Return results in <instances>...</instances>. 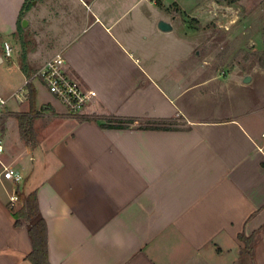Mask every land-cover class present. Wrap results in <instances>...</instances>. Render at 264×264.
I'll list each match as a JSON object with an SVG mask.
<instances>
[{
	"label": "crops",
	"instance_id": "crops-1",
	"mask_svg": "<svg viewBox=\"0 0 264 264\" xmlns=\"http://www.w3.org/2000/svg\"><path fill=\"white\" fill-rule=\"evenodd\" d=\"M26 1L0 0V64L5 42L30 43L15 72L19 90L35 86L41 133L26 144L17 116L30 112L27 91L17 101L18 89L0 85L5 159L23 193L37 192L50 263L264 264V106L196 111L244 86L205 76L194 36L161 0H31L20 23ZM162 20L174 29L161 31ZM59 55L96 92L80 117L35 82ZM16 190L0 177V264H32L27 225L10 210ZM258 232L252 259L239 236Z\"/></svg>",
	"mask_w": 264,
	"mask_h": 264
},
{
	"label": "rangeland",
	"instance_id": "rangeland-1",
	"mask_svg": "<svg viewBox=\"0 0 264 264\" xmlns=\"http://www.w3.org/2000/svg\"><path fill=\"white\" fill-rule=\"evenodd\" d=\"M161 2L169 6L165 9L163 5L162 11L170 17L178 13V23L187 25L186 30L194 36L197 46L193 59L204 63L205 76L223 82L227 88L234 83L244 86L199 101L196 111L234 115L264 106V0ZM12 45L14 50L11 59L7 58L5 64H0V85L7 91L18 89L16 93H20L24 99L26 85L23 88L24 80L22 82L18 77L15 68L19 61L22 65L26 64L25 53L30 43L26 51L21 43ZM246 76L251 77L248 84L244 83ZM35 82L41 86L40 79ZM37 133L40 136L41 132ZM13 135L9 134V139ZM19 206L18 202L16 207Z\"/></svg>",
	"mask_w": 264,
	"mask_h": 264
},
{
	"label": "trees",
	"instance_id": "trees-1",
	"mask_svg": "<svg viewBox=\"0 0 264 264\" xmlns=\"http://www.w3.org/2000/svg\"><path fill=\"white\" fill-rule=\"evenodd\" d=\"M30 1L31 0H27L22 8L20 23L22 18L25 17L28 7H30ZM23 69L25 71V67ZM26 91L30 102V112L29 114L18 115L17 119L19 122L21 138L26 144L33 147L36 144L34 123L38 112L36 111L37 91L32 81L27 83ZM169 125H173V123ZM150 128L167 129L166 127ZM16 194L21 207H10V210L17 219L15 223L16 227H21L24 223L27 225L28 234L33 246L32 252L26 257V259L32 264H51L49 260L48 228L46 221L40 214L37 192L34 191L26 195L23 193L22 188L17 186ZM239 239L245 244V253L250 255L253 259L254 247L259 239V232L249 237L245 234H241Z\"/></svg>",
	"mask_w": 264,
	"mask_h": 264
},
{
	"label": "built area",
	"instance_id": "built-area-1",
	"mask_svg": "<svg viewBox=\"0 0 264 264\" xmlns=\"http://www.w3.org/2000/svg\"><path fill=\"white\" fill-rule=\"evenodd\" d=\"M4 47L5 57L11 58L13 55L11 44L5 42ZM35 77L44 82L50 94L65 105L68 115L72 117H80L86 106L97 96L96 92L85 91L76 80L68 76L65 71V59L62 55L49 60ZM21 97L20 93H15L12 96L17 100H20ZM9 101V98L0 94V177L18 186L23 182V176L10 166L5 159L6 141L3 123L8 113ZM17 203L18 196L15 192L10 198V207H15Z\"/></svg>",
	"mask_w": 264,
	"mask_h": 264
},
{
	"label": "water",
	"instance_id": "water-1",
	"mask_svg": "<svg viewBox=\"0 0 264 264\" xmlns=\"http://www.w3.org/2000/svg\"><path fill=\"white\" fill-rule=\"evenodd\" d=\"M26 24H27V21L24 20V21H23V26H26ZM158 28H159L161 31H163V32H170V31H172V30L174 29L173 26H172V24H171L170 22H166V21H164V20H162V21L159 22V24H158ZM250 81H251V77H250V76H246V77L244 78V83H245V84L250 83Z\"/></svg>",
	"mask_w": 264,
	"mask_h": 264
}]
</instances>
